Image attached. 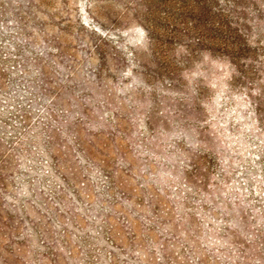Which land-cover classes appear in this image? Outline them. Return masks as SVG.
<instances>
[{
    "label": "rangeland",
    "instance_id": "obj_1",
    "mask_svg": "<svg viewBox=\"0 0 264 264\" xmlns=\"http://www.w3.org/2000/svg\"><path fill=\"white\" fill-rule=\"evenodd\" d=\"M0 3V264H264L263 166L229 124L236 102L207 105L225 146L207 199L180 174L178 144L199 131L179 98L201 75L221 95L219 59L171 87L142 0H46L42 30L20 22L28 0Z\"/></svg>",
    "mask_w": 264,
    "mask_h": 264
},
{
    "label": "trees",
    "instance_id": "obj_2",
    "mask_svg": "<svg viewBox=\"0 0 264 264\" xmlns=\"http://www.w3.org/2000/svg\"><path fill=\"white\" fill-rule=\"evenodd\" d=\"M142 1L138 15L150 39L151 61L159 79L171 87H186L187 71L203 54L219 59L227 69L222 75L221 95L216 96L214 82H208L207 76L201 75L189 95L179 98L189 104V118L199 131L198 135L184 136L191 148L185 147V142L178 144L179 153L187 156L180 169L184 185L200 195L204 193L203 200L210 195V175L220 165L225 146L221 135H206L211 124L204 118L209 112L207 105L215 110L221 106L225 111L226 104L230 106L231 102H236L237 108L232 104L233 117L229 124L234 125L236 121L246 124L251 135H246L244 141L252 144V148H259L256 156L263 166L264 180V0ZM28 2L31 5L27 16L21 15L20 22L29 20L34 29L42 30L39 13L46 0ZM2 62L0 59V76L4 75ZM204 121L206 124L200 123ZM227 172L223 170L222 176L226 178ZM258 212L252 216L261 220L256 235L264 243V208ZM244 218L240 214L237 224L243 227Z\"/></svg>",
    "mask_w": 264,
    "mask_h": 264
}]
</instances>
